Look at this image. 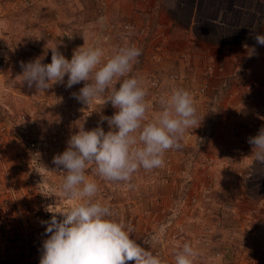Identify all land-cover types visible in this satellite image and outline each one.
Masks as SVG:
<instances>
[{
    "label": "rangeland",
    "instance_id": "374dc122",
    "mask_svg": "<svg viewBox=\"0 0 264 264\" xmlns=\"http://www.w3.org/2000/svg\"><path fill=\"white\" fill-rule=\"evenodd\" d=\"M152 1L0 0V57L5 61L0 70L3 131L9 132L8 124L17 117L37 118L47 124L45 143L50 135H57V113L76 115L74 122H65L67 138L47 148L42 161L50 172L42 169L43 175L31 170L28 152L16 144L0 143V264H39L42 243L48 238L41 221H49L53 213L67 211L78 202L61 195L60 173L66 170L58 169L53 157L66 149L68 139L83 121L85 130L99 124L106 133L109 127L102 117H111L118 111L110 102L103 105L102 99L88 107L78 102L72 94H78L85 82L70 89L54 84L45 92H37L34 85L30 88L21 82L22 64L36 59L51 63L50 49L55 46L68 60L78 48L100 47L106 61L118 47H124V27L131 25L134 31L142 28L149 37L148 43L134 45L142 54L127 75L136 77L144 89L148 79L159 73L171 74L175 79L163 83L158 97H145V122H152L160 111L161 96L181 88L190 93L201 123L184 134L180 149L165 154L168 165L151 171L141 168L134 173L132 187L126 182H109L88 170V178L99 189L93 200L111 208V219L131 226V238L159 256L162 264H175L174 254L184 243L197 251L193 264H252L251 259L261 264L264 236L260 234L253 241L250 235H240L235 227L238 222H258L264 213V163L251 155L252 145L248 143L264 127V64L259 61L264 47H257L253 41L244 50L248 60L238 69L242 72L218 77L222 68L205 58L196 41L183 40L177 45L159 37L155 40V28L150 32L141 26L159 22L158 9ZM252 18L248 17V24ZM256 20L261 21L258 17ZM155 55L162 60L157 62ZM125 78L114 81L117 88ZM64 81L66 84L67 76ZM167 169L173 179L163 178ZM235 180L242 200L235 203L234 220L224 221L228 225L218 233L215 208L197 192L211 184L236 187ZM193 197L199 199L195 204ZM258 201H263L261 206ZM56 215L59 221L60 215ZM207 229L219 234L212 247H206L200 238Z\"/></svg>",
    "mask_w": 264,
    "mask_h": 264
},
{
    "label": "clouds",
    "instance_id": "9594fccd",
    "mask_svg": "<svg viewBox=\"0 0 264 264\" xmlns=\"http://www.w3.org/2000/svg\"><path fill=\"white\" fill-rule=\"evenodd\" d=\"M254 39L264 45V35L255 34ZM50 50L51 63L36 59L22 64L21 82L30 88L34 85L37 92H45L54 84L70 89L85 82L78 94H72L78 102L88 107L102 99L103 105L110 102L118 111L102 117L109 127L106 133L99 124L85 130L83 121L68 139L66 149L53 157V164L66 170L60 173L61 195L78 203L67 211L53 213L49 221H41L48 238L42 243L39 264H162L159 256L131 238V226L111 219V208L94 202L99 189L87 171L132 187L131 178L141 168L151 171L163 167L165 153L180 149L184 134L200 126L190 93L177 88L161 96L160 111L152 122H145L147 91L136 77L127 75L142 54L140 48L131 44L118 47L106 61L100 47L78 48L70 60L57 46ZM251 51L254 53L255 48ZM125 76L117 88L114 81ZM248 143L252 145L251 155L264 163V127ZM56 214L62 219L58 221ZM196 256L197 251L184 243L174 254L175 264H193Z\"/></svg>",
    "mask_w": 264,
    "mask_h": 264
},
{
    "label": "crops",
    "instance_id": "0c3cea01",
    "mask_svg": "<svg viewBox=\"0 0 264 264\" xmlns=\"http://www.w3.org/2000/svg\"><path fill=\"white\" fill-rule=\"evenodd\" d=\"M152 3L158 9L159 22L141 26L150 32L155 28V40L159 37L177 45L183 44V40L196 41L205 58L222 68L218 77L227 78L242 72L238 69L248 60L244 50L253 41L257 45L255 34L264 35V0H190L189 3L154 0ZM248 17H253L250 24ZM243 46L246 49L243 50ZM259 61L264 64V52Z\"/></svg>",
    "mask_w": 264,
    "mask_h": 264
},
{
    "label": "built area",
    "instance_id": "2783aa9c",
    "mask_svg": "<svg viewBox=\"0 0 264 264\" xmlns=\"http://www.w3.org/2000/svg\"><path fill=\"white\" fill-rule=\"evenodd\" d=\"M125 34L127 36L126 39H124L125 44L123 46H127L129 44L131 45H139L140 43H148L147 36L149 37V33L144 31L142 28L138 29L137 31H134L132 25L131 26H125ZM257 47L263 48L264 45H258ZM243 50L246 49L245 46L242 48ZM157 55V54H156ZM156 55L153 57L157 60V62L161 61V57L156 58ZM166 55V51H165ZM5 67V61L2 57H0V70H2ZM211 71L212 68H209ZM166 80L174 81V76L171 74H162L159 73L156 76H153L151 79H148L147 81V96L158 97L162 91L163 83ZM67 93V91L65 92ZM57 119L54 120V124L57 127V135H50L48 140L44 143L43 139L45 135H47V124H43L40 119L37 118H31V117H24L20 116L17 117V119L13 120L8 124L9 126V132L3 131L4 127L0 126V143L7 142L10 144H16L17 147L20 149H23L24 151L28 152L31 156V162L30 167L31 170L35 172L37 175H41V170L43 169L41 166H44V162L42 161L47 148H50L52 145H56V142L58 139H65L67 138L66 132L64 130L65 122H74V119L76 118V115L74 113L68 114L65 116L64 112H59L56 114ZM49 129V128H48ZM50 130V129H49ZM41 131H45L46 134L42 135ZM9 141V142H8ZM51 144V145H50ZM168 153V151L166 152ZM165 153V154H166ZM0 153V157H1ZM223 157H225V153L222 154ZM169 163V159L167 158V155H164V165ZM45 167V166H44ZM63 171V170H62ZM61 171V172H62ZM43 175V174H42ZM172 175L169 173L168 169L165 171V175L163 178L167 179H173L171 177ZM42 179V178H41ZM236 184V187L233 185H230L229 183L226 184V186L222 185L221 183L214 185H208L204 190L199 189L197 194H200V197H203V199L212 205L215 208V213L217 215V228H219L218 233H222L224 227H226L228 224L224 221H231L234 220V215L236 214V206L235 203L242 200V191L238 189V185L236 183V180L234 181ZM196 194V196H197ZM195 196V197H196ZM193 197V203L195 204L199 199H196ZM94 202L101 203L100 200H96ZM263 201H258L259 206L262 205ZM78 203V202H76ZM74 203L73 206L76 204ZM72 206V207H73ZM262 209H264V206H262ZM262 220H259L258 222L251 221L248 224H243L242 222H238V224L235 227V231H237L240 235H250L251 239L254 241V238L258 235L264 236V213L261 214ZM62 219V217H59V220ZM228 223V222H227ZM259 223V226L258 224ZM233 225V224H232ZM259 231V232H258ZM219 236V234L216 233L213 229H207L204 231V234L200 237L203 238L202 242H204V245L206 247H212V243L217 242L219 239L216 236ZM264 254V251H263ZM219 256V253L216 254ZM264 256L262 259H259L261 264H264ZM252 264H257L253 259Z\"/></svg>",
    "mask_w": 264,
    "mask_h": 264
}]
</instances>
